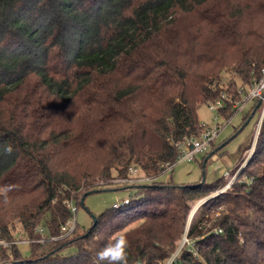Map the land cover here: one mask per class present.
I'll list each match as a JSON object with an SVG mask.
<instances>
[{
    "label": "trees",
    "instance_id": "16d2710c",
    "mask_svg": "<svg viewBox=\"0 0 264 264\" xmlns=\"http://www.w3.org/2000/svg\"><path fill=\"white\" fill-rule=\"evenodd\" d=\"M263 69L264 0H0V240L31 241L29 257L1 248L0 264H90L120 234L128 264H166L202 200L196 250L174 264H264V117L230 189L161 180L203 132L199 106L224 94L232 117ZM133 165L154 181L83 234L62 232L69 204Z\"/></svg>",
    "mask_w": 264,
    "mask_h": 264
},
{
    "label": "rangeland",
    "instance_id": "374dc122",
    "mask_svg": "<svg viewBox=\"0 0 264 264\" xmlns=\"http://www.w3.org/2000/svg\"><path fill=\"white\" fill-rule=\"evenodd\" d=\"M230 76L238 79L235 74ZM238 101L240 103L235 105L237 110L230 118H225L217 110H212L210 104L204 103L199 106L198 116L201 125L204 128L219 129L217 137L208 146L207 151L197 154L192 161L177 162L171 172L162 175V181L172 180L173 184L183 186L204 180L205 184L210 186L218 179L224 178L225 186L217 189L209 197L220 194L221 189H230L253 155L260 118L259 113H256L245 120L256 102L255 99H249L243 94ZM137 191L136 188L117 182L95 189V192L85 198L84 205L76 210L78 231L82 234L88 231L94 216H99L115 204L135 196ZM5 196V191L0 185V201ZM199 204L200 201L193 206L188 223L191 222ZM16 225L18 226V223ZM19 230L21 229L18 226L16 231ZM21 240H28L24 233H18L15 237V241ZM18 249L24 257L31 254L28 242L19 243Z\"/></svg>",
    "mask_w": 264,
    "mask_h": 264
},
{
    "label": "built area",
    "instance_id": "2783aa9c",
    "mask_svg": "<svg viewBox=\"0 0 264 264\" xmlns=\"http://www.w3.org/2000/svg\"><path fill=\"white\" fill-rule=\"evenodd\" d=\"M262 75H263V77L261 78V80H259L255 84H253V86L251 87V89L249 91V94L247 95L249 99H255V100L262 101V104H263L262 112H261L260 119H259V126L257 129V134L259 133V129H260L263 117H264V69L262 70ZM241 92H243L242 89H241ZM224 98H225V95L223 94L220 99H218L214 102H210L209 103L211 105L210 108L212 110L219 111L225 105ZM218 130L219 129L204 128L203 132L199 136L185 138L181 142H179L178 143L179 157L177 159V162H179V161H192L197 154H201V153H204L205 151H207L208 146L217 137ZM176 163L166 165L165 171L163 174L171 172ZM153 181H154V177H151V176L145 174L139 167L133 165V166H130L128 168V175L125 178L116 179L114 182H117L119 184L131 187V186H140V185L150 184ZM224 191H226V189H221V191H219V193H222ZM128 202H129V199H125L121 203L115 204L113 207L119 208L121 205H125ZM203 202H204L203 200L200 201V204L198 205V207H200V205ZM68 206H69L73 216L71 219H69L66 222L65 225H63L61 227L62 232L65 234H70L71 232H73L75 230V228L77 226L76 207L73 204H69ZM195 212L196 211H194V213ZM189 224L190 223L187 224V227H186L185 233L182 237L180 245L178 246L176 251L171 254V256L167 260L166 264H174V262L177 260L181 251L185 248H188L191 251L196 250V241L194 239H191L188 237ZM37 232L43 233L44 230L42 228L38 227ZM219 232H221V231H219ZM40 241L44 242L45 239L42 238ZM24 242L30 243L31 241L30 240H21V241L0 240V249L4 248V247H10L12 245H18L19 243H24Z\"/></svg>",
    "mask_w": 264,
    "mask_h": 264
},
{
    "label": "clouds",
    "instance_id": "9594fccd",
    "mask_svg": "<svg viewBox=\"0 0 264 264\" xmlns=\"http://www.w3.org/2000/svg\"><path fill=\"white\" fill-rule=\"evenodd\" d=\"M128 248L127 236L120 234L100 248L91 258L90 264H128Z\"/></svg>",
    "mask_w": 264,
    "mask_h": 264
},
{
    "label": "water",
    "instance_id": "95a60500",
    "mask_svg": "<svg viewBox=\"0 0 264 264\" xmlns=\"http://www.w3.org/2000/svg\"><path fill=\"white\" fill-rule=\"evenodd\" d=\"M261 102H262V101H260V102H259L258 106H260V105H261ZM92 193H93V192L86 193V195H85V196L87 197L88 195H90V194H92Z\"/></svg>",
    "mask_w": 264,
    "mask_h": 264
}]
</instances>
